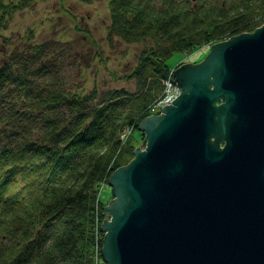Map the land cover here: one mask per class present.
Returning <instances> with one entry per match:
<instances>
[{"label": "trees", "instance_id": "obj_1", "mask_svg": "<svg viewBox=\"0 0 264 264\" xmlns=\"http://www.w3.org/2000/svg\"><path fill=\"white\" fill-rule=\"evenodd\" d=\"M30 1L0 0V43L8 16ZM108 8L109 41H153L123 76L136 90L68 88L45 43L0 65V264H97L104 183L145 144L138 127L163 92L168 59L264 24V0H109ZM128 126L140 135L122 142Z\"/></svg>", "mask_w": 264, "mask_h": 264}, {"label": "water", "instance_id": "obj_2", "mask_svg": "<svg viewBox=\"0 0 264 264\" xmlns=\"http://www.w3.org/2000/svg\"><path fill=\"white\" fill-rule=\"evenodd\" d=\"M174 73L179 95L109 178L104 261L264 264V24Z\"/></svg>", "mask_w": 264, "mask_h": 264}, {"label": "rangeland", "instance_id": "obj_3", "mask_svg": "<svg viewBox=\"0 0 264 264\" xmlns=\"http://www.w3.org/2000/svg\"><path fill=\"white\" fill-rule=\"evenodd\" d=\"M16 3L23 0H6ZM109 0H35L14 10L1 30L0 65L10 56L21 53L31 43H45L49 62L55 69L64 64L63 73L70 82L68 88L79 87L89 91L93 87L127 88L136 90V81L123 76L133 70L140 54L153 45L151 38L125 42L107 39L110 12ZM194 2V1H193ZM226 40V39H225ZM209 46L181 54L175 52L168 65L203 60ZM17 50V51H16ZM208 51V52H207ZM201 57V58H200ZM74 86V87H73ZM178 88L169 89L165 98ZM177 92V93H178ZM155 113L156 109L151 110ZM134 136L140 131L135 130ZM142 144V148H144ZM104 183L102 199L106 205L113 199L112 187Z\"/></svg>", "mask_w": 264, "mask_h": 264}, {"label": "built area", "instance_id": "obj_4", "mask_svg": "<svg viewBox=\"0 0 264 264\" xmlns=\"http://www.w3.org/2000/svg\"><path fill=\"white\" fill-rule=\"evenodd\" d=\"M168 85L171 87V82H169ZM177 94V92H174L170 97L165 100V102H171L177 96Z\"/></svg>", "mask_w": 264, "mask_h": 264}, {"label": "flooded vegetation", "instance_id": "obj_5", "mask_svg": "<svg viewBox=\"0 0 264 264\" xmlns=\"http://www.w3.org/2000/svg\"><path fill=\"white\" fill-rule=\"evenodd\" d=\"M220 148H223L225 146V142H224V139L220 138V142H219V145H218Z\"/></svg>", "mask_w": 264, "mask_h": 264}]
</instances>
